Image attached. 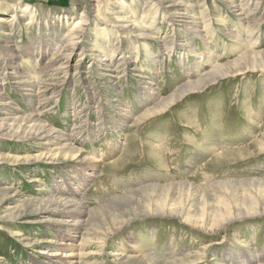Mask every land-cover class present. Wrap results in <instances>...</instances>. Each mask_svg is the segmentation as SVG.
I'll return each instance as SVG.
<instances>
[{
	"label": "rangeland",
	"instance_id": "1",
	"mask_svg": "<svg viewBox=\"0 0 264 264\" xmlns=\"http://www.w3.org/2000/svg\"><path fill=\"white\" fill-rule=\"evenodd\" d=\"M0 93V264H264V0H0Z\"/></svg>",
	"mask_w": 264,
	"mask_h": 264
},
{
	"label": "bare ground",
	"instance_id": "2",
	"mask_svg": "<svg viewBox=\"0 0 264 264\" xmlns=\"http://www.w3.org/2000/svg\"><path fill=\"white\" fill-rule=\"evenodd\" d=\"M26 8H27V6L26 7H24V10H26ZM214 72V71H213ZM212 80V78L211 79H209V74H207V76L205 77V78H201L200 80H199V82H197L196 84H195V86H189V90H181V89H178V91H176L172 96H171V98L169 99V100H167L166 102H162L161 103V106H160V108H163V110L166 108V106L167 105H169L172 101H176L179 97H181V96H183V95H185V94H187V93H194V92H200L201 90V88H203V87H205V84H208L210 81ZM54 86V84H42V86H41V88H42V90L40 89L36 94H40V93H43V92H45V91H48L49 89H51V87H53ZM200 90V91H199ZM2 94L0 93V96H1ZM48 99H50V98H46V100H48ZM165 107V108H164ZM51 135V134H50ZM67 146H69V144H65L64 145V147H67ZM239 149V148H238ZM238 149H236V150H238ZM220 152V151H219ZM218 152V154H215V155H217V158L215 159V157H214V160L212 161V164H219L220 163V161H221V159H219L220 157H223V156H226L224 153H226V152H223L222 154H220ZM220 154V155H219ZM97 162V161H96ZM88 168V167H87ZM84 171V172H83ZM83 171L80 173V175H79V179H80V185L82 186V185H85V183H87V177H91V173L90 174H86L85 173V171H86V169H83ZM85 175V176H84ZM34 181H36V180H34ZM86 181V182H85ZM83 183V184H82ZM78 189H79V187H78ZM78 189H75V188H72L70 185H67V188H65V189H59L60 190V192H62L63 194H65V196H66V199H63V201H62V204L61 203H57V205L58 206H62V208H64V210L62 209V211H64V216H65V220L63 221V222H61L62 223V225H70V226H77L78 227V230H80V229H82V225H81V223H80V221L78 220V218L80 217V216H82V215H84V214H86V212H85V210L83 209V205L80 203V202H77V204H76V206H75V208H73V206L71 207V205H72V199L70 198V195L71 194H75L76 192H77V190ZM70 198V199H69ZM166 199H164V200H160L161 201V203L163 202V201H165ZM81 204V205H80ZM160 204V203H159ZM156 205H158V204H156ZM165 208V207H164ZM158 211V210H157ZM72 221H74L73 223H72ZM79 224H80V227H79ZM152 234H153V232L152 231H150V232H148V235H149V237H150V239H152L151 238V236H152ZM66 235H68V234H66ZM72 237V236H71ZM73 237H75V236H73ZM72 237V238H73ZM156 237V236H155ZM133 246H134V244H133ZM68 247H73V245H67V244H65L64 245V248L66 249V250H68V252L66 253L65 251H63V253H62V258L61 259H59L60 261H55L54 262V264H81L82 262H81V256L82 255H80L79 253H77V252H75L76 250H74V249H72V248H69L68 249ZM136 255V254H135ZM76 259V260H75ZM129 260H134V259H136L138 262H140V263H138V264H153V263H151V262H148V261H144V259L142 260V259H138V256L137 257H131V259H130V257L128 258ZM148 259V258H147ZM246 259V258H245ZM234 259H232L231 261H233ZM135 261V260H134ZM236 261H238V260H236ZM174 263V261H172V263L170 262V264H173ZM242 263L243 264H245L244 263V261H242ZM93 264H101V263H99V262H95V263H93ZM155 264V263H154Z\"/></svg>",
	"mask_w": 264,
	"mask_h": 264
}]
</instances>
